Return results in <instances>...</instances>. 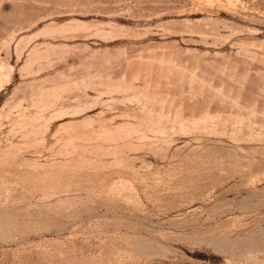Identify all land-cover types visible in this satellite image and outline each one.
<instances>
[{
    "label": "rangeland",
    "instance_id": "1",
    "mask_svg": "<svg viewBox=\"0 0 264 264\" xmlns=\"http://www.w3.org/2000/svg\"><path fill=\"white\" fill-rule=\"evenodd\" d=\"M0 264H264V0H0Z\"/></svg>",
    "mask_w": 264,
    "mask_h": 264
}]
</instances>
